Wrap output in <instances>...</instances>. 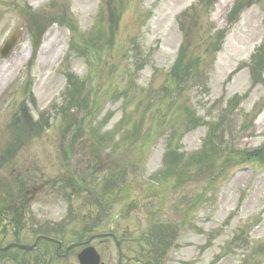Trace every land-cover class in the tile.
<instances>
[{"label": "rangeland", "instance_id": "obj_1", "mask_svg": "<svg viewBox=\"0 0 264 264\" xmlns=\"http://www.w3.org/2000/svg\"><path fill=\"white\" fill-rule=\"evenodd\" d=\"M28 10L42 19L31 64ZM21 26L22 44L0 59V154L16 142L8 125L21 102L52 119L0 170L6 187L23 175L27 185L15 215L0 210V247L52 229L71 243L89 228L124 239V260L136 262L147 258L136 253L141 234L157 224L175 240L152 264H264V163L248 159L264 147V69L253 85L250 64L264 0H0V48ZM186 38L191 71L173 84ZM67 75L83 83L86 105L69 106ZM70 181L66 201L58 183ZM9 196L0 190V208ZM72 218L79 226H66ZM93 246L117 264L113 240ZM67 264H78L73 254Z\"/></svg>", "mask_w": 264, "mask_h": 264}, {"label": "trees", "instance_id": "obj_2", "mask_svg": "<svg viewBox=\"0 0 264 264\" xmlns=\"http://www.w3.org/2000/svg\"><path fill=\"white\" fill-rule=\"evenodd\" d=\"M109 1H114V0H109ZM119 0H117L118 2ZM116 2V0H115ZM243 7V3H238L237 6H235V8L232 11L231 16H235L237 17L239 12L241 11V8ZM113 5H111L110 7V19L113 21L115 19L116 14L118 12L117 8L115 7V9H113ZM187 15L184 14V16ZM39 23L36 22V20L34 21L33 26L31 27L30 30V35L32 37V41H33V46L35 49L38 48L39 45V41L41 39V33H40V27L38 25ZM40 33V34H39ZM222 37V36H221ZM188 39L186 38L184 40V44L182 45L180 52H179V57L177 59L176 62V66L173 70V74H175V76L179 75V74H185L186 76L189 75V67H185L184 64V60L187 57L188 54V45H186V41ZM190 65V64H189ZM251 69H252V80L253 82L256 83V78L254 76V74H256L258 72L259 76H260V72L263 71L264 69V46L259 50V52L254 55L251 59ZM67 79H68V86H69V90H68V101L71 103L69 104L70 107L73 108H80L84 103L85 105L87 104V101L85 102L84 100V95L85 93L82 92V88H84V85L82 82H79V80H77L76 78H74L72 75H67ZM86 96V95H85ZM87 98V96H86ZM81 99V101L79 100ZM68 104H65L62 112H64V115H69L70 114V110L69 107L67 106ZM76 106V107H75ZM71 116V115H70ZM71 129V128H70ZM43 130V126H41L38 123H35L34 120L32 119L29 111L27 108L25 107H21V111H20V116L17 118H14L12 121V125L10 128V131L12 132V135L14 138L18 139V140H26L29 137H33L34 135L38 134V132H41ZM69 132V131H67ZM77 133V132H76ZM22 143V142H21ZM20 143V144H21ZM19 144V145H20ZM16 146V144L12 143L11 145H8V147H6V149L3 151V153L0 156V160L2 159V157H4L5 155H7L8 153L12 152V148ZM248 159L253 161V162H260L262 163V156L261 154H249ZM26 177L25 176H17L14 181L12 182L13 184H15V187L13 189H10L8 187H6V183H1L0 182V190L2 191V193L4 191H10V199L8 201H3L0 210H5L7 212H11L13 213V215H15L17 213V207L14 206L15 202H24L25 201V192H24V188L27 186L26 185ZM63 182H59L58 184L62 185ZM62 190L64 192L66 191H73V190H77V188H75V184L70 182H66V185L63 184L61 186ZM73 197L72 194L70 196V198ZM70 200V199H69ZM98 202V201H97ZM98 207H100L98 205ZM162 231L158 230L156 231V234H152L151 236L148 237V235H144L143 239L147 238L146 243L144 244L143 240L140 241L139 246H141L142 250H144V252L146 251L148 255L151 256L152 253L155 252V250H157V252L160 254V256L164 255V253L167 250L168 244H164L161 248V250L157 249L156 245L157 242L155 243H149V239H159L160 236L159 234H161ZM154 237V238H153ZM168 237V235L166 236ZM169 239L172 240V235L170 237L169 235ZM149 257L146 258L145 260V264H152L150 263L151 261L155 262V261H159V258L154 256L150 259H148ZM161 259V257H160Z\"/></svg>", "mask_w": 264, "mask_h": 264}, {"label": "flooded vegetation", "instance_id": "obj_3", "mask_svg": "<svg viewBox=\"0 0 264 264\" xmlns=\"http://www.w3.org/2000/svg\"><path fill=\"white\" fill-rule=\"evenodd\" d=\"M63 235L62 234H53L51 235L49 238L50 240H46V241H42L39 242V245L43 246L44 242L53 244L54 246H56V248L53 249H35L34 251H32L34 254L30 255V262H34V263H38V264H46L48 262H54L55 259L52 257L53 251H54V255L58 260H65L69 257V254L66 255L67 252V248L64 247V245L60 242V239ZM96 236V235H95ZM109 236L108 237H103L98 239L99 243H103V242H107L109 240ZM97 239L94 238V240L90 241H82L79 243H76V246H78L81 249H84L87 246L92 245L94 242H96ZM49 241V242H48ZM62 250H64V253H61ZM49 254V255H48ZM75 257L78 259V255H75ZM122 261V254L119 253V257H118V264H121ZM41 262V263H40Z\"/></svg>", "mask_w": 264, "mask_h": 264}, {"label": "water", "instance_id": "obj_4", "mask_svg": "<svg viewBox=\"0 0 264 264\" xmlns=\"http://www.w3.org/2000/svg\"><path fill=\"white\" fill-rule=\"evenodd\" d=\"M23 36V28H20L15 34H13L9 40L4 44L3 48L0 50V58L5 59L8 58L12 51L15 49L16 46H18L22 41ZM36 247L34 245L33 247H26V246H18V245H11L8 248L1 250L3 252L8 251L10 248H20L24 250H32ZM80 264H99V257L95 253L94 250L88 249L84 251L80 256Z\"/></svg>", "mask_w": 264, "mask_h": 264}]
</instances>
